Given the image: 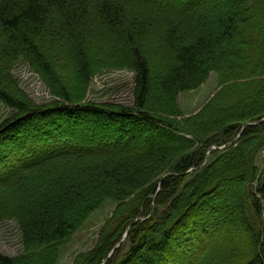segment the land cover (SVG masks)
<instances>
[{
    "label": "trees",
    "instance_id": "1",
    "mask_svg": "<svg viewBox=\"0 0 264 264\" xmlns=\"http://www.w3.org/2000/svg\"><path fill=\"white\" fill-rule=\"evenodd\" d=\"M208 17L215 26L198 32ZM150 37L159 58L143 53L139 41ZM19 60L58 105H36L17 89ZM112 67L135 73L132 106L86 101L91 79ZM212 72L219 90L183 117L178 95ZM0 101L14 111L0 141L24 121L65 114L93 119L116 142H143L82 144L44 128L38 140L24 137L19 155L0 152V221H16L23 249L0 252V264H58L62 247L107 201L117 204L107 231L73 264L174 263L193 224L220 226L228 210L247 248L224 264H264V0H0ZM130 202L136 207L124 213Z\"/></svg>",
    "mask_w": 264,
    "mask_h": 264
},
{
    "label": "rangeland",
    "instance_id": "2",
    "mask_svg": "<svg viewBox=\"0 0 264 264\" xmlns=\"http://www.w3.org/2000/svg\"><path fill=\"white\" fill-rule=\"evenodd\" d=\"M214 26V19L208 17L205 24L198 28V32L204 33L207 29ZM183 41L185 40L183 39ZM139 42L146 56L150 59L159 58V51L151 37L144 46L142 45L143 41ZM95 52L97 53V51ZM159 69L160 67L156 70L157 73H159ZM63 72L65 74V71ZM11 75L17 89L21 90L36 105L47 107L48 105H54V102L57 105L60 103L57 97L50 93L39 76L28 66L26 61L19 60L13 66ZM134 80L135 73L128 68L112 67L110 69H102L91 79L86 94V101L98 105L118 104L132 106ZM218 90V77L215 72H212L209 74L207 80L198 88L180 93L178 95V105L183 117H189L198 113ZM13 113L12 107L0 101V126L7 120H10L14 116ZM53 116L44 119L37 118L33 123L24 121L18 128V132L10 133L11 135L6 139L7 141H0V152L6 153L7 157H14V149H16L19 155L21 152L19 149L25 147L24 137H28L26 138L27 142L29 140H38L37 138H39L41 133L36 131L38 129L43 131L44 128L48 132L47 135L55 133L61 135V132H64L66 133L64 135L76 136L80 142L82 141V144L92 142L97 138L108 140L106 145L111 147L121 144L129 147L135 143L139 145L143 143L140 141L131 142V140L127 141L122 138L116 142V134L103 136L94 125L95 121L91 118L74 119L73 117H67L65 114ZM65 128L68 129L66 130L67 132L64 131ZM219 147L221 148V146ZM7 160L4 162L6 163ZM263 164L264 150L260 152L257 160L258 175L260 173L264 174ZM11 205H13V202H11ZM116 205L114 202L107 201L89 215L85 223L62 247L58 264H73L79 254L87 252L96 245L102 230L104 228L105 230L107 229L106 223L113 216ZM135 207L136 204L130 202L125 206L123 212L130 213ZM230 211L228 210L227 212V222L221 223L220 226L219 221L216 225H211V222L207 224L205 220L199 224H193V229L188 233V236L179 242L181 244L179 248L184 252V258L177 257L178 259L175 258L174 263L167 261L166 264H224L225 261H230L232 256H234V252L246 249V238L241 236L238 231L236 233L233 232L236 230L235 224L237 223L238 214L236 211ZM211 231H213V234ZM127 248L128 246L124 244L121 253L127 250ZM208 250L209 252L206 253V257L202 258L201 256ZM22 251L20 231L16 221L11 218L0 221V252L7 256H17Z\"/></svg>",
    "mask_w": 264,
    "mask_h": 264
},
{
    "label": "water",
    "instance_id": "3",
    "mask_svg": "<svg viewBox=\"0 0 264 264\" xmlns=\"http://www.w3.org/2000/svg\"><path fill=\"white\" fill-rule=\"evenodd\" d=\"M245 126V125H244ZM115 249V248H114ZM114 249L111 251V254L114 252Z\"/></svg>",
    "mask_w": 264,
    "mask_h": 264
}]
</instances>
